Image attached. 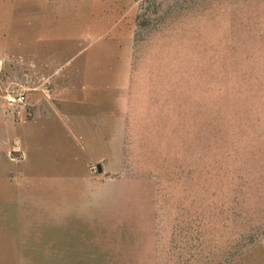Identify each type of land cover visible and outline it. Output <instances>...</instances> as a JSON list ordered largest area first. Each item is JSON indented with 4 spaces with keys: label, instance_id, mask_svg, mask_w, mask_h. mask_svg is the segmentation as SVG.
<instances>
[{
    "label": "rangeland",
    "instance_id": "1",
    "mask_svg": "<svg viewBox=\"0 0 264 264\" xmlns=\"http://www.w3.org/2000/svg\"><path fill=\"white\" fill-rule=\"evenodd\" d=\"M0 264H264V0H0Z\"/></svg>",
    "mask_w": 264,
    "mask_h": 264
},
{
    "label": "built area",
    "instance_id": "2",
    "mask_svg": "<svg viewBox=\"0 0 264 264\" xmlns=\"http://www.w3.org/2000/svg\"><path fill=\"white\" fill-rule=\"evenodd\" d=\"M5 98H6V102L11 105L16 104V103L17 104L25 103L26 101L25 89L16 91L15 93L8 92L5 95Z\"/></svg>",
    "mask_w": 264,
    "mask_h": 264
},
{
    "label": "crops",
    "instance_id": "3",
    "mask_svg": "<svg viewBox=\"0 0 264 264\" xmlns=\"http://www.w3.org/2000/svg\"><path fill=\"white\" fill-rule=\"evenodd\" d=\"M92 119H93V117H90V118H79L77 121L80 123V122H86V121H88L89 122V120H91L92 121Z\"/></svg>",
    "mask_w": 264,
    "mask_h": 264
},
{
    "label": "water",
    "instance_id": "4",
    "mask_svg": "<svg viewBox=\"0 0 264 264\" xmlns=\"http://www.w3.org/2000/svg\"><path fill=\"white\" fill-rule=\"evenodd\" d=\"M98 169H99V170L101 169L100 166H98Z\"/></svg>",
    "mask_w": 264,
    "mask_h": 264
}]
</instances>
